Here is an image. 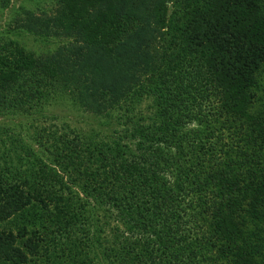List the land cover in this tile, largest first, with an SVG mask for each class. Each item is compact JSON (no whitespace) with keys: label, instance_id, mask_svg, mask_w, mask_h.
<instances>
[{"label":"trees","instance_id":"16d2710c","mask_svg":"<svg viewBox=\"0 0 264 264\" xmlns=\"http://www.w3.org/2000/svg\"><path fill=\"white\" fill-rule=\"evenodd\" d=\"M58 1L50 28L80 23L81 44L61 50L91 85L101 79V45L146 36V21L148 31L163 29L161 51L121 98L104 92L114 98L105 114L100 98L98 117L124 120L100 135L44 124L64 100L96 109L64 90L61 50L32 59L0 43V114L25 119L0 125V264H264V200L252 211L241 205L258 170L264 186V0H174L170 12L163 0L155 10L111 0L87 21L89 0ZM15 220L25 222L16 232L7 227ZM60 239L80 248L67 251L69 262Z\"/></svg>","mask_w":264,"mask_h":264},{"label":"rangeland","instance_id":"374dc122","mask_svg":"<svg viewBox=\"0 0 264 264\" xmlns=\"http://www.w3.org/2000/svg\"><path fill=\"white\" fill-rule=\"evenodd\" d=\"M89 1L91 3L90 5H86L88 7L86 12L81 15V19L84 21L94 20L99 14V10H105L111 5L109 4L111 0ZM158 1L160 0H145V4H148L149 9L155 10ZM163 1H165L168 8L167 11L170 12L174 7V0ZM61 9L62 4L58 0H0V43H4L5 41H11L12 43L15 42L16 44H13L29 54L32 59H40L44 56L51 57L50 55L63 49L62 47L64 46L66 48L71 46L76 49V46L81 43L80 39L77 38V35L75 36L73 33V29L74 31L79 29L80 23H74L71 27L68 25H62L60 28L57 27L56 30L50 28L52 23L54 25L53 19L57 17ZM151 23L152 21H146V36L140 35L139 39L133 37L129 40H124L113 49H111V45H101L104 48L103 51H105L101 55H103V58L105 59L100 62L99 68L96 69L97 74L101 79H98L97 83L94 82L93 85H91V83H93L91 82L93 75L88 73L86 67L83 68L84 74L79 76L80 73H78L77 67H73L77 62H74L73 57H70L68 52L61 50L65 54L66 73L68 74V81L64 83L62 82L64 90L69 94L70 98H89V100L94 103L96 109L91 111L84 107L85 109L83 110L79 105L77 106L79 109H77L76 105H73L72 102L64 100L65 103L63 105H55L51 111H47L46 115H44L46 117L44 124L58 127L61 126V124L66 125V123H69L72 127L96 130L100 135H115L121 129V122L124 119L119 120V115L114 114L113 116L112 113L108 114V116H113L109 119L106 115L103 117V114H101L102 117H98V112L94 110L101 108L100 98L105 99L106 106V110H103L101 113L108 111V109L111 110V102L107 98L114 97H109L104 93L106 90L111 89L116 92V96L120 97V94L126 91L128 85L130 87L137 79L144 76L146 77L149 73H146L145 70L147 69L148 64L152 61L153 56L155 58L157 56L156 54L161 51V33L163 31V29H160L159 31L155 30L153 32L148 31L149 27L154 26L151 25ZM69 31L71 34L68 33ZM147 33L150 35L148 34L147 36ZM74 42L75 45H73ZM55 57H62V54H56ZM156 60L157 59L154 61L156 62ZM87 75L88 77L85 79ZM84 76L85 78H83ZM75 85L80 86V89L75 88ZM115 100H117L116 97ZM115 100L113 99L112 102L114 103ZM115 105L116 104L114 103V106ZM149 106V101H143L140 105L143 109H149ZM22 121L25 123V119L19 115L0 114V122L4 123L0 124L1 126L15 125ZM17 128L19 129L20 126H17ZM26 138L31 148L34 150L37 149L38 144L35 141H32L29 137ZM257 173L258 177L254 180H249L248 182L250 187H254V189L251 190L254 192V195H247L243 204L241 203L243 207L250 208L251 211L260 199L261 201L264 200V186H262L260 191L261 186L260 183L257 182V179L261 178L262 173H260V170H258ZM58 206L59 204H57L54 209ZM96 211H94V217L96 214H99V211ZM56 213H59L60 216L61 211L57 208ZM111 213L114 214V211H111ZM37 215L33 216L31 213L30 216L26 215L24 218H28L30 221ZM44 219L47 220L46 222L48 223L52 221V219H47V217ZM112 222L113 224H111V226H114L116 220L111 218V223ZM24 223L15 220L14 225L7 222V227H11L12 230L16 232ZM32 223H36V221ZM29 225L33 227L36 224ZM41 225L43 226L44 223ZM78 249H80L79 246L69 239H60L56 247V250L60 254L63 253L65 257L63 262H69L71 259L67 256V251L73 256L74 254H77Z\"/></svg>","mask_w":264,"mask_h":264}]
</instances>
